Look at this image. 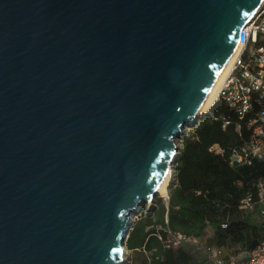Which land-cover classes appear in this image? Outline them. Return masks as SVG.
Returning a JSON list of instances; mask_svg holds the SVG:
<instances>
[{
  "label": "water",
  "instance_id": "95a60500",
  "mask_svg": "<svg viewBox=\"0 0 264 264\" xmlns=\"http://www.w3.org/2000/svg\"><path fill=\"white\" fill-rule=\"evenodd\" d=\"M260 2L0 0V264L123 261Z\"/></svg>",
  "mask_w": 264,
  "mask_h": 264
},
{
  "label": "trees",
  "instance_id": "16d2710c",
  "mask_svg": "<svg viewBox=\"0 0 264 264\" xmlns=\"http://www.w3.org/2000/svg\"><path fill=\"white\" fill-rule=\"evenodd\" d=\"M249 117L239 120L223 102L196 125L184 139L177 157L169 202L155 200V207L130 230L125 245L140 264H205V256L190 245L166 249L168 233L206 239V244L223 251L239 249L246 255L264 238V222L256 213L241 210L240 202L256 196V185L264 181V160L250 166L231 168L230 151L246 143L255 128ZM225 122L228 124L224 127ZM239 127V130H237ZM218 145L223 154L210 152Z\"/></svg>",
  "mask_w": 264,
  "mask_h": 264
},
{
  "label": "built area",
  "instance_id": "2783aa9c",
  "mask_svg": "<svg viewBox=\"0 0 264 264\" xmlns=\"http://www.w3.org/2000/svg\"><path fill=\"white\" fill-rule=\"evenodd\" d=\"M241 33L239 54L220 88L217 103L223 102L239 120L248 116V123L256 126L246 143L230 151L228 164L231 168L250 166L254 160H264V2ZM227 124L225 122L224 127ZM210 151L223 154L220 148ZM165 202L168 204L169 200ZM239 206L241 210L254 211L264 222V181L257 183L256 196L248 195ZM163 245L169 250L190 245L205 256V264H238L237 258H226L222 250L207 245L206 239L196 240L169 232ZM246 264H264V238L247 253Z\"/></svg>",
  "mask_w": 264,
  "mask_h": 264
},
{
  "label": "bare ground",
  "instance_id": "6f19581e",
  "mask_svg": "<svg viewBox=\"0 0 264 264\" xmlns=\"http://www.w3.org/2000/svg\"><path fill=\"white\" fill-rule=\"evenodd\" d=\"M262 2H264V0H261V2L259 3L260 4L259 6H261ZM259 6L257 7V9L259 8ZM256 11H255V13H256ZM239 51H240V46L238 45L235 48V50L231 53L230 57H228L223 68L221 69V71L217 75L215 81L213 82L212 86L208 90V92H207V94L203 100V103L198 110V116L204 117L205 115H208L211 113L213 107L217 103L220 88H221L224 80L228 76V74L231 72L233 61L235 60V58L239 54ZM176 146H177V144H176ZM171 178H172V169L169 166L167 174H166L165 178L163 179V181H162V183H161V185L157 191V196L164 198L165 200L168 199V191H169V187L171 184ZM146 206L148 208L151 207L150 203L146 204ZM125 252H126V249H125Z\"/></svg>",
  "mask_w": 264,
  "mask_h": 264
},
{
  "label": "rangeland",
  "instance_id": "374dc122",
  "mask_svg": "<svg viewBox=\"0 0 264 264\" xmlns=\"http://www.w3.org/2000/svg\"><path fill=\"white\" fill-rule=\"evenodd\" d=\"M202 118L203 117H201L198 122H200L202 120ZM196 125H197V123L195 125L185 127L183 130V134L175 140L179 154L182 150L184 139L190 137L193 134ZM175 164H176V162L174 163L173 167H171V169H172L171 182L173 180V176H174V172H175V170H174ZM168 197H169V191H168ZM157 199H161L166 204V202H165L166 200L164 198L157 196L155 200H157ZM155 206H156L155 204L149 208L146 205L141 206L137 210L136 214L131 218L130 230L133 228V226L137 222V220H139L141 217H143L149 211L150 208L155 207ZM125 249H126V252L123 255V261L120 262V264H140L139 261H135L134 253L129 251L127 249L126 245H125ZM224 256L226 258H237L238 260H241L242 258H244L245 254L242 250L234 248V249H228V250L225 249L224 250Z\"/></svg>",
  "mask_w": 264,
  "mask_h": 264
},
{
  "label": "crops",
  "instance_id": "0c3cea01",
  "mask_svg": "<svg viewBox=\"0 0 264 264\" xmlns=\"http://www.w3.org/2000/svg\"><path fill=\"white\" fill-rule=\"evenodd\" d=\"M198 123H199V122H198ZM198 123H197V124H198ZM217 148H220V147H219L218 145H214L213 147L210 148V150H211V149H217ZM220 149H221V148H220ZM210 152H211V151H210Z\"/></svg>",
  "mask_w": 264,
  "mask_h": 264
}]
</instances>
